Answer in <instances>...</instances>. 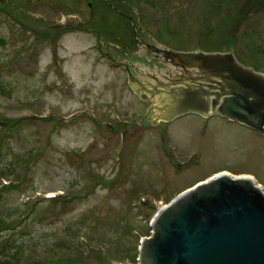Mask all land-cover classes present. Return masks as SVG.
Wrapping results in <instances>:
<instances>
[{
	"label": "rangeland",
	"instance_id": "374dc122",
	"mask_svg": "<svg viewBox=\"0 0 264 264\" xmlns=\"http://www.w3.org/2000/svg\"><path fill=\"white\" fill-rule=\"evenodd\" d=\"M150 45L232 52L264 74V0H0V121L14 123L0 127V262L138 264L182 191L221 172L264 191V133L147 117L157 101L109 59L161 70Z\"/></svg>",
	"mask_w": 264,
	"mask_h": 264
},
{
	"label": "water",
	"instance_id": "95a60500",
	"mask_svg": "<svg viewBox=\"0 0 264 264\" xmlns=\"http://www.w3.org/2000/svg\"><path fill=\"white\" fill-rule=\"evenodd\" d=\"M153 52L165 69L136 71L142 82L127 70L133 93L157 101L148 109L156 121L197 114L264 133V76L231 53ZM151 229L138 264H264V191L247 177L216 176L159 210Z\"/></svg>",
	"mask_w": 264,
	"mask_h": 264
},
{
	"label": "trees",
	"instance_id": "16d2710c",
	"mask_svg": "<svg viewBox=\"0 0 264 264\" xmlns=\"http://www.w3.org/2000/svg\"><path fill=\"white\" fill-rule=\"evenodd\" d=\"M22 120H17V122H15L16 124L15 125H19L21 124L22 122H20ZM9 123H12L10 120H3V121H0V127L3 128V127H6ZM14 123H12L11 125H13ZM1 175V173H0ZM0 230H1V223H0ZM0 264H5V262H0Z\"/></svg>",
	"mask_w": 264,
	"mask_h": 264
},
{
	"label": "flooded vegetation",
	"instance_id": "af4514ba",
	"mask_svg": "<svg viewBox=\"0 0 264 264\" xmlns=\"http://www.w3.org/2000/svg\"><path fill=\"white\" fill-rule=\"evenodd\" d=\"M147 48H148V50H149V47L147 46ZM157 60V59H156ZM155 60V61H156ZM130 64V63H129ZM132 66V65H131ZM131 66H129V69H130V71L132 72V74L135 76V68H133V67H131ZM124 70L126 71V69L124 68Z\"/></svg>",
	"mask_w": 264,
	"mask_h": 264
},
{
	"label": "bare ground",
	"instance_id": "6f19581e",
	"mask_svg": "<svg viewBox=\"0 0 264 264\" xmlns=\"http://www.w3.org/2000/svg\"><path fill=\"white\" fill-rule=\"evenodd\" d=\"M246 177H248V176H246ZM249 178H251V177H249ZM252 179V178H251ZM254 181V180H253Z\"/></svg>",
	"mask_w": 264,
	"mask_h": 264
}]
</instances>
